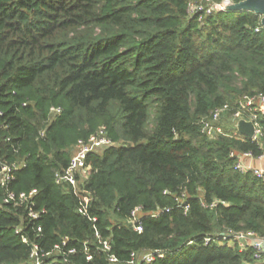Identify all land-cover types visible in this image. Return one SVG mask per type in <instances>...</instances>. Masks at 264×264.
I'll return each instance as SVG.
<instances>
[{
	"label": "trees",
	"instance_id": "obj_1",
	"mask_svg": "<svg viewBox=\"0 0 264 264\" xmlns=\"http://www.w3.org/2000/svg\"><path fill=\"white\" fill-rule=\"evenodd\" d=\"M187 1L0 0V163H25L0 185V264H31L23 235L46 251L65 236L75 252L67 261L51 253L56 264H108L107 254L130 264L132 251L154 248L165 254L139 264L253 261L251 247L202 238L264 234V180L234 168L230 155L256 156L264 141L208 136L199 119L264 93V27L251 10L189 15ZM256 120L264 133V113ZM100 125L111 144L88 153L74 183L56 181L75 142ZM6 188L37 189L33 209L43 211L30 218L4 203ZM137 206L140 230L130 217ZM104 239L109 250L96 252Z\"/></svg>",
	"mask_w": 264,
	"mask_h": 264
},
{
	"label": "built area",
	"instance_id": "obj_2",
	"mask_svg": "<svg viewBox=\"0 0 264 264\" xmlns=\"http://www.w3.org/2000/svg\"><path fill=\"white\" fill-rule=\"evenodd\" d=\"M234 2L233 0H219V1H208V0H188L186 4V12L189 15L198 14L199 18L202 14H209L214 10H226V6ZM262 26V25H260ZM259 27H256L258 30ZM61 110L59 105H51L49 107V113H55ZM264 113V93H253L244 94L239 100L236 106L231 107L228 103H223L214 109H212L207 115L199 119V125L201 132L208 136H213L216 133L234 135L239 134L236 129V121L239 119L251 120L254 125L253 135L250 137L256 142L264 141V133L262 132L257 120V113ZM1 114V110H0ZM226 118L223 122L228 121L231 124V130L225 131L220 125L223 117ZM224 130V131H223ZM43 134V129L40 131V135ZM10 140V137H7ZM111 144V140L107 135L104 125H100L97 131L90 133L86 139H78L72 147V155L69 159L67 167L63 172H55L56 181H68L74 183L77 172L86 171L88 166L86 165V156L90 151H97L107 145ZM13 151H17V146L11 142ZM230 155L234 157V168L241 172L251 170L258 179L264 180V166H256L254 160L258 159L263 161L264 152L254 156L250 150L235 152L231 151ZM262 159V160H261ZM25 163L23 160L1 162L0 163V185L8 186V183L15 178L16 171L21 168ZM37 193V189L30 188L27 191H14L6 188L5 195L3 197L4 203H11L13 206L23 205L27 210V216L30 218H37L43 211V208L34 210L35 205L34 197ZM88 196H84L77 205V212L83 213L86 211V204ZM177 206L182 207L184 210L187 209L188 205L183 203V200L179 197H175ZM169 208H164L168 210ZM158 211H152L150 215L152 217L157 216ZM131 221L134 224V228L137 230L141 229L139 206L134 207L130 211ZM94 219V218H93ZM38 231L41 230L37 227ZM98 237V233L95 232ZM23 242H29L31 244V250L29 253V263L31 264H56V259L49 256L51 253L59 252L62 255V260L67 261L69 254L75 252V248L66 247L67 239L65 236L60 241L53 243L49 250H45L40 247L36 242L29 241L26 235L22 236ZM203 243L208 242H228L237 243L239 250L245 248V246L252 248L253 261L264 260V234H258L253 230H238L233 231L231 229H223L219 233L206 234L202 238ZM191 242V241H189ZM98 249L103 251L109 250V241L104 239L100 245H95V251ZM84 255L86 260L92 259V252L88 248L84 247ZM165 252L162 249L154 248L151 250H145L142 252L130 253L129 263L139 264L141 262L149 263L156 257H162ZM108 264H115V257L111 254H107Z\"/></svg>",
	"mask_w": 264,
	"mask_h": 264
},
{
	"label": "water",
	"instance_id": "obj_3",
	"mask_svg": "<svg viewBox=\"0 0 264 264\" xmlns=\"http://www.w3.org/2000/svg\"><path fill=\"white\" fill-rule=\"evenodd\" d=\"M226 10H251L260 17V24L264 27V0H239L226 6ZM236 129L247 137L253 135L254 125L251 120L239 119L236 121Z\"/></svg>",
	"mask_w": 264,
	"mask_h": 264
},
{
	"label": "crops",
	"instance_id": "obj_4",
	"mask_svg": "<svg viewBox=\"0 0 264 264\" xmlns=\"http://www.w3.org/2000/svg\"><path fill=\"white\" fill-rule=\"evenodd\" d=\"M261 160H262V159H261ZM254 164H255L256 166H264V159H263V161H260V160H258V159H255V160H254ZM246 264H264V260L252 261V262H250V263H246Z\"/></svg>",
	"mask_w": 264,
	"mask_h": 264
}]
</instances>
